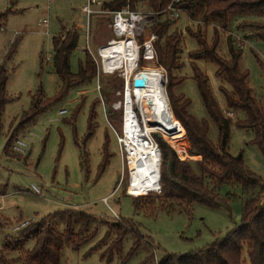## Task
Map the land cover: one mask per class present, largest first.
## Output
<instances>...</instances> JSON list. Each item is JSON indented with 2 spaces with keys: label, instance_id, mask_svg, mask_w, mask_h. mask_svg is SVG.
I'll return each mask as SVG.
<instances>
[{
  "label": "rangeland",
  "instance_id": "1",
  "mask_svg": "<svg viewBox=\"0 0 264 264\" xmlns=\"http://www.w3.org/2000/svg\"><path fill=\"white\" fill-rule=\"evenodd\" d=\"M85 3V0H0V16L13 12L0 21V66L4 65L10 72L7 92L11 97L3 116L0 136V195H8L3 202L0 200V204H3V207L0 205V250L4 240L9 237L12 240H7L5 244L10 249H16L20 244L18 237L16 238L17 232L13 230L19 222H30L29 227L32 228L34 224L47 220V224L57 232L64 233L69 217H76L80 212L98 218L99 224L94 229L97 235L79 250L65 247L56 264H124V258L134 248L139 236L142 237L141 247L137 255L126 264H140L150 255H154L155 262H158L164 254L186 256L204 250L241 226L244 202L238 199L230 203L228 208L220 209L197 205L191 215L184 212L171 215L160 209L153 214L136 212L135 200L125 195L128 182L127 179L122 182L123 169L117 137L109 124L119 132L120 122H111L107 109L122 99L117 98V92L123 89L122 79L103 77L101 93L97 92L95 82L71 89L63 100L40 115L29 128L20 130L22 115L33 105L34 94L41 90L45 97L54 101L59 93L61 83L53 68V39L61 37L64 29L76 27L80 33L78 49L71 59L72 71L77 73L79 62L84 61V50L87 48L84 28L86 23L80 10ZM44 20H49L48 29L39 26ZM100 20L95 21L89 41L95 54L100 45L114 37L108 25L99 26ZM247 22L264 24V14L237 16L230 30L245 46L241 65L249 72V86L259 100L264 114V38L256 36L249 28H237ZM188 27L196 29L195 24L183 14L169 32L171 34L179 29L186 36L182 56L185 68L180 73H175L186 80L174 88V93L177 97L184 95L192 102V116L198 120H209L187 60L188 53L197 49L196 41L186 33ZM214 28L209 26L204 31L209 46L214 41ZM217 30L222 34L219 52L225 55L228 36L220 27ZM12 39L16 42L15 53L6 62ZM199 65L209 77L213 93L226 113L228 109L224 106L225 99L220 93L222 83L216 77L217 66L210 63ZM152 66L162 72L167 81V72L157 62L149 64L144 61L137 73H143ZM109 84L118 87L116 92L109 90L112 87ZM102 99L105 105L102 104ZM94 105L95 135L85 143L90 110ZM63 110L67 113L60 115ZM231 117L234 121L244 119L242 114ZM182 136L184 147H179L176 151L180 153L179 158L184 160L182 152L186 155L185 158L191 157V145L185 138L186 135ZM209 137L214 143L218 142V129L213 122H210ZM25 138L32 142L24 155H17L11 149V157L4 154L7 142L12 146L17 139ZM254 139L252 131L232 127L228 152L234 157L242 154L249 171L261 178L264 184V154L254 144ZM106 143L110 160L103 174H100ZM32 186L41 191L40 196L33 193ZM137 191L146 194L142 190ZM229 192L227 187L221 190L223 196ZM105 198H108L107 203H104ZM116 216L135 224L137 232H130L126 236L121 249L110 251L114 236L106 240L109 232L107 224L114 223ZM45 217L48 218L44 219ZM78 229V225H75L76 233ZM33 248L32 241L27 242L24 247L26 251ZM6 258L10 264H24L19 254L11 253Z\"/></svg>",
  "mask_w": 264,
  "mask_h": 264
},
{
  "label": "trees",
  "instance_id": "2",
  "mask_svg": "<svg viewBox=\"0 0 264 264\" xmlns=\"http://www.w3.org/2000/svg\"><path fill=\"white\" fill-rule=\"evenodd\" d=\"M145 1L147 2V0H132L130 7L133 11L142 9L156 15L150 30L158 38L154 43L157 63L167 72L166 92L170 106H172L173 115L182 129V134L186 135L185 138L187 137L191 145V157H200V160L189 161L183 152L184 160L180 159L178 152L163 138L159 129L152 126L150 131L161 134L155 135L161 151V193L141 196L143 193L137 191L140 189L132 190L134 196H140L131 197L135 200L136 212L144 211L147 214H153L155 210L160 209L171 215L179 212L191 215L193 208L197 205L212 209L228 208L230 203L238 199H242L244 202V212L239 228L230 232L226 238L215 241L204 250L192 252L186 256L164 254L158 262H155L154 255H150L140 264H264V209L258 213L256 208L264 194L263 180L249 171L242 154L234 157L228 152L231 129L236 127L252 131L255 135L254 144L264 154V114L259 100L254 96L249 86V72L244 70L241 65L242 50L245 46L239 47L236 36L230 31L232 22L237 16L263 15L264 0H182L179 5V8L186 10L187 17L196 26L195 30L192 27L187 28V35L197 43V49L188 53L187 60L192 68V78L197 83L209 120H198L192 116L190 114L192 102L186 96L177 97L174 93V88L182 85L186 80L183 76L176 75L185 68V60L182 56L184 55L186 36L179 29L169 33L180 20L170 19L163 13L172 0H151L146 6L144 5ZM107 6L112 10H119L126 6V2L115 0ZM10 13L13 12H7L0 16V21L7 18ZM104 25L105 20L101 19L99 26L103 27ZM209 26L215 27L213 29L214 41L211 46L204 36V31ZM218 27L228 36L225 41L227 47L225 55H221L219 52L222 47V34L217 30ZM238 27L239 29L249 28L254 31L256 36L264 38V24L247 22L238 25ZM79 40L80 33L76 27L70 30L64 29L61 37L53 39V68L61 83L59 93L54 101L45 97L41 90L34 94L32 96L33 105L29 111L22 115L20 130L24 131L29 128L40 115L55 103L63 100L71 89L95 82L97 66L87 49L84 50V61L79 62L78 72L72 71L71 59L78 49ZM15 48L16 42H13L6 55V62L15 53ZM200 63L217 66L216 77L222 83L220 93L225 99L224 106L228 109L226 113L215 97L209 77L200 68ZM143 64L144 61L141 59L139 68H142ZM9 78L10 72L4 65H1L0 136L3 116L11 100L7 92ZM112 78L121 79L117 76ZM109 86L112 87L106 88L116 92L118 88L116 85L109 84ZM98 102L100 103V101ZM107 109L111 122H120L121 115L115 112L111 105ZM238 114H242L244 119L237 117L238 119L234 121L231 115ZM94 120L95 105L90 110L89 131L85 137V143L95 135ZM210 122L217 126L219 135L217 143H214L209 137ZM10 149L12 150V146H10V142H7L4 147V154L7 157H11ZM109 156L106 143L100 174H103L109 165ZM224 187L229 188L230 191L225 196L221 194ZM125 195H127L126 191ZM46 218L48 217L44 219ZM97 222H99L97 217L80 212L76 217H69L64 233L57 232L47 224V220L34 224L35 228L32 227L33 229L29 227L30 224L27 226L28 228L16 233V238L18 237L20 243L17 245V250L6 246L5 243L10 237L4 240L0 252V264H10L6 255L11 253L19 254L24 264H56L65 247L70 246L74 250H79L96 237L97 232L94 229L99 224ZM19 223L14 228L24 222ZM75 225H78V233L74 230ZM107 226L109 232L106 240L114 236L110 251L121 249L126 236L130 232H137V226L124 219L121 221L117 219L114 223H108ZM30 241L34 243V248L26 251L25 244ZM141 244L142 237L139 236L134 248L124 258V264L137 255Z\"/></svg>",
  "mask_w": 264,
  "mask_h": 264
},
{
  "label": "built area",
  "instance_id": "3",
  "mask_svg": "<svg viewBox=\"0 0 264 264\" xmlns=\"http://www.w3.org/2000/svg\"><path fill=\"white\" fill-rule=\"evenodd\" d=\"M85 5L81 8L80 14L85 19V29H86V42L87 50L91 54L97 66V78L95 79L96 90L98 93L102 92V78L109 77L112 78L117 76L122 79V91L117 92V98H122L115 104H112L111 108L121 115L120 120V131H116L111 123V129L115 132L117 137V142L119 146V151L122 160V169H123V179L122 182L127 179L126 194L130 197H140L133 196L130 193L131 186V158H133L136 153L140 152V147H147V149L154 148L158 152V188L155 191H150L149 193L143 194L141 196H146L150 193H161V151L158 145V142L155 139L157 132L148 134L144 125L142 124L141 114L138 111L137 105L132 104L133 110L128 106V94L131 93L134 88V81L128 77V67L131 62V50L129 52L128 48H134V52L137 57L135 72H138L139 64L141 59L146 62H157V55L154 49V43L157 41V36L153 34L150 30L151 24L155 21V14L151 11H146L139 9V11H133L130 7L132 0H123L126 2V6L119 10H112L109 6V3L114 2L115 0H85ZM151 0L144 2L146 6ZM182 0H172L171 4L164 10L170 19L178 20L183 14H187L186 10L179 8ZM142 8V7H141ZM99 19H104L105 24L108 25L113 33L111 39H109L105 44L100 45L97 48V54L93 53L89 41L91 39V34H93V26L95 21ZM39 26L44 28H49V20H44L39 23ZM92 29V30H91ZM147 31L149 32L147 34ZM238 46L243 48L242 40L236 36ZM16 39V38H15ZM14 42V41H13ZM123 44H126V55H121L120 58H113L104 56V49L119 45V48H122ZM133 51V50H132ZM151 54V59L149 55ZM130 58H127V57ZM163 69V68H162ZM167 81L165 84L166 90ZM130 89V90H129ZM129 92V93H128ZM103 98V97H102ZM102 104L105 105L104 99L101 100ZM135 108L137 110H135ZM132 110V112L130 111ZM127 111L130 113H127ZM67 111L63 110L60 112V115L66 114ZM130 119V133L131 137H134V140L129 139L127 121ZM122 131V132H121ZM161 135V134H160ZM32 140L29 138L17 139L12 145V151L17 155H24L26 150L29 148V143ZM175 150V149H174ZM154 152V151H153ZM153 154V153H152ZM178 154V153H177ZM179 156V155H178ZM154 157V155H153ZM33 193L35 195H41V191L32 186ZM108 202V198L104 199V203ZM116 218L121 221V219L116 216ZM30 225V222H24L23 224L14 228V232H19Z\"/></svg>",
  "mask_w": 264,
  "mask_h": 264
},
{
  "label": "bare ground",
  "instance_id": "4",
  "mask_svg": "<svg viewBox=\"0 0 264 264\" xmlns=\"http://www.w3.org/2000/svg\"><path fill=\"white\" fill-rule=\"evenodd\" d=\"M126 48H128L126 44H123L122 48H119V45L105 48L104 56H112L116 59L120 58L121 55L119 54H123V56L126 55ZM128 50L129 52L131 50V54L129 55L131 56V62L127 70L128 77L132 80H135V78H141L145 81V87L143 89L133 90L131 93L128 92V106L134 112L132 104L135 103L137 105L138 111L142 117L141 122L148 134L154 133L155 131H150V128L156 126L171 147L178 151L179 147H184V138L181 134L180 126L173 115L166 94L165 75L158 69L156 70L153 68V66L147 68L143 73L139 74L135 72L137 57L134 48H128ZM129 56L127 58H130ZM149 59H151V54L149 55ZM151 63L152 62H149V64ZM134 73H137V75L132 78L133 75H135ZM132 110L130 111L132 112ZM127 113L130 116L128 111ZM129 123L130 119L127 121L128 138L134 140V134L130 133ZM131 134L133 135L132 137ZM139 149L140 152L136 153V155L131 158V194V189H140L145 193H149L158 188V152H156L154 148L147 149V147H140ZM188 159L200 160V157L194 158L189 156Z\"/></svg>",
  "mask_w": 264,
  "mask_h": 264
},
{
  "label": "water",
  "instance_id": "5",
  "mask_svg": "<svg viewBox=\"0 0 264 264\" xmlns=\"http://www.w3.org/2000/svg\"><path fill=\"white\" fill-rule=\"evenodd\" d=\"M145 87V81L141 78H137L134 81V88L136 90L143 89ZM167 94V92H166ZM256 208L258 209V213H260L264 209V194L261 196Z\"/></svg>",
  "mask_w": 264,
  "mask_h": 264
},
{
  "label": "crops",
  "instance_id": "6",
  "mask_svg": "<svg viewBox=\"0 0 264 264\" xmlns=\"http://www.w3.org/2000/svg\"><path fill=\"white\" fill-rule=\"evenodd\" d=\"M13 40L14 39L11 40L10 44H12ZM7 196H8L7 193H5L4 195L1 194L0 195L1 202H3L7 198ZM0 205L3 207V204H0ZM0 252H1V250H0Z\"/></svg>",
  "mask_w": 264,
  "mask_h": 264
}]
</instances>
